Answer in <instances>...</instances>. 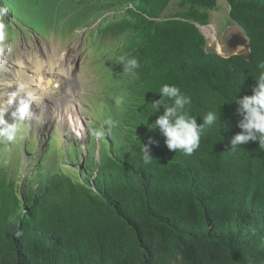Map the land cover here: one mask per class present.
<instances>
[{"label": "trees", "instance_id": "obj_1", "mask_svg": "<svg viewBox=\"0 0 264 264\" xmlns=\"http://www.w3.org/2000/svg\"><path fill=\"white\" fill-rule=\"evenodd\" d=\"M6 1L66 8L83 28L99 22L118 99L100 118L117 126L103 123L105 151L90 166L22 176L19 165L0 164V264H264V149L230 143L241 131L235 100L264 73V0H226L249 59L217 54L197 27L209 24L217 0H177L173 10L174 0ZM121 55L138 60L136 77L123 72ZM165 84L191 98L186 111L198 124L221 112L191 155L149 131L163 112L153 115L150 102Z\"/></svg>", "mask_w": 264, "mask_h": 264}, {"label": "rangeland", "instance_id": "obj_2", "mask_svg": "<svg viewBox=\"0 0 264 264\" xmlns=\"http://www.w3.org/2000/svg\"><path fill=\"white\" fill-rule=\"evenodd\" d=\"M176 1L171 5L172 10ZM4 8L7 12L3 14L5 20L0 24L5 26L6 36L0 45L7 44L10 48L0 51V55L8 56L6 58L12 66L9 73H0V96L19 89L16 88L19 84L18 73L22 70L33 71L37 61L44 66L43 74L46 76L49 70L47 64L56 63L57 71L64 74L66 80H63L62 90L52 97H43L40 103L24 100L26 106L17 115L0 102V131L10 125L16 129L12 139L0 135V164L19 165L18 172L22 176L56 171L57 168L65 172H78L82 161L85 160L88 167L93 157L99 160L100 154L105 151L106 140L103 141V137H106L107 131L98 138L95 133L100 129V124L97 125L94 118L104 123L101 116L105 120L108 115L105 111H110L112 100L118 99L113 93L117 87L104 70L106 61L101 54L103 51L110 52L112 43L95 37L94 31L99 22L80 27L78 13L72 14L66 8L58 12L41 7L38 3H19L15 8L13 3L6 0ZM11 13L15 15V20L6 15ZM209 13V26L204 29L210 31V48L224 56L234 53H245L247 56L249 52L244 31L228 17L226 1L217 0V10ZM211 34L215 39L211 38ZM3 67L10 66L0 65V71ZM7 83L14 84L7 86ZM75 103L87 129L83 136L85 142L75 137L70 124L61 116L67 106ZM112 113L121 115L116 110H112Z\"/></svg>", "mask_w": 264, "mask_h": 264}, {"label": "clouds", "instance_id": "obj_3", "mask_svg": "<svg viewBox=\"0 0 264 264\" xmlns=\"http://www.w3.org/2000/svg\"><path fill=\"white\" fill-rule=\"evenodd\" d=\"M227 5H228V13H229L230 7L228 3ZM213 10H217V3ZM6 15H8V18L11 19L12 15L11 17L9 14ZM8 18H6V20ZM210 18H211V14H210ZM207 26H209V24L206 26L197 25L201 33L206 38L208 45V40H209L208 36H210V33H205L202 31V28H205ZM53 30L54 29H52V31ZM5 36H6L5 26L3 24H0V41H3L5 39ZM208 47L210 48V45H208ZM5 48H10V46L7 44L0 45V51H3ZM246 48L249 52L247 56H245L246 55L245 53H234V54H241L249 59L250 50L248 48V44ZM218 54L223 57H229L231 55H234L231 54L228 56H224L220 52H218ZM6 57L9 58L8 56ZM6 57L4 55H0V65L10 66V67H3L1 69L2 71H0L1 74L9 73V71L11 70L12 64L10 61L7 60ZM119 63L122 66L123 72L128 74L130 77L137 76L136 69L139 67V62L136 58H128L124 55H121L119 57ZM259 67L264 69V63H261ZM13 75L15 77V74ZM23 83L21 84V86L18 84L16 86V88H19L16 90L19 91L18 97L16 91L8 92L15 94V102L13 106L15 104H19V106L25 104L23 101L27 99L32 100V102L35 104V102L33 101V97L35 96L34 93L28 95L26 92L21 90ZM9 84L10 83H7V86H9ZM157 94L160 96V98L150 102L152 108L154 109L153 115L158 113L161 108H163V112L162 114L157 116V118L153 123L149 124L151 126V130L149 131H155L158 129L160 134L165 138L164 142L170 151L176 152L177 150H180L187 155H191L194 151H196L199 148L200 138L205 132L206 128L216 124L218 122V119L222 120L221 112L219 113L218 116L217 112L209 111L202 118L199 117L201 119V123L198 124L197 117L190 116L186 111V107L191 104V98L183 94L180 88L175 85L165 84L160 88ZM4 95H1L0 98L3 97ZM117 103H120V101L117 100ZM235 103L238 105L236 112L241 117V119L238 121L237 127H239L241 131L231 138L230 141L231 148L234 149L238 145H246L249 142H258V146L264 149V73H262L259 79L256 81L255 86L252 88V94L238 96L237 99L235 100ZM6 107L14 111V109L11 106H6ZM19 112L20 111L18 112L15 111V114L17 115L19 114ZM95 123L97 125L100 124V129L97 130L95 133L96 136L98 138L103 137L105 135V129L103 123L102 124L99 122H95ZM104 123L109 126L108 131H111L113 127L117 126V122L113 121L112 119H108ZM223 129H226V131L229 130L227 123L223 125ZM15 130H16L15 127L10 125L7 126L5 129H3L2 131H0V135L6 136L8 139H12ZM86 131L83 135H80L81 134L80 132H75L74 135L77 139L81 140L84 139L83 136L86 135ZM87 140L88 138L86 137V142ZM87 147L88 146L86 144V148L85 146L83 148L87 150ZM142 154H143L142 159L145 164L150 163L152 159H154V157L151 154V149L149 144L143 143ZM84 162L82 161L81 164H83Z\"/></svg>", "mask_w": 264, "mask_h": 264}, {"label": "bare ground", "instance_id": "obj_4", "mask_svg": "<svg viewBox=\"0 0 264 264\" xmlns=\"http://www.w3.org/2000/svg\"><path fill=\"white\" fill-rule=\"evenodd\" d=\"M202 31L205 33H210L208 29L202 28ZM211 38L215 39L214 34H211ZM216 53L218 54L217 50ZM47 65L49 66L48 75H50V77H47L48 75L46 76L43 74L44 66L38 61L36 62L35 69L33 71L26 72V70H22L18 73L20 79L17 81V83H19L18 85L21 86V84L25 82L23 83L21 90L26 92L28 95L34 93L35 96L33 97V101L35 103H40L43 97H52V95H55L59 90H62L61 88L64 83L63 80H66L64 74H61L59 71H57L58 66L56 63L52 62L48 63ZM13 84L14 83L11 85ZM0 102L6 106L12 107L15 102V94L8 93L4 95L0 98ZM77 105L78 104L75 103V105L72 104L67 106L65 110L62 111L61 116L68 121L74 132H80V135H83L86 131V128L84 126L83 117L78 112ZM25 106L26 104H22L20 106L19 104H15L12 108L14 111L18 112L21 111Z\"/></svg>", "mask_w": 264, "mask_h": 264}, {"label": "water", "instance_id": "obj_5", "mask_svg": "<svg viewBox=\"0 0 264 264\" xmlns=\"http://www.w3.org/2000/svg\"><path fill=\"white\" fill-rule=\"evenodd\" d=\"M246 56V55H245Z\"/></svg>", "mask_w": 264, "mask_h": 264}]
</instances>
